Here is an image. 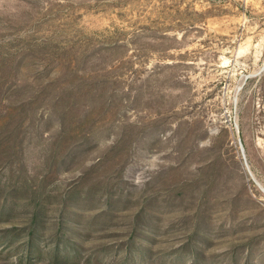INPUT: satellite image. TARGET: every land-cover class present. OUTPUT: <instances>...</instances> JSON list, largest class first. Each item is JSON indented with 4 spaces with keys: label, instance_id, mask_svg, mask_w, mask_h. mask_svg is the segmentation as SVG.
I'll use <instances>...</instances> for the list:
<instances>
[{
    "label": "rangeland",
    "instance_id": "obj_1",
    "mask_svg": "<svg viewBox=\"0 0 264 264\" xmlns=\"http://www.w3.org/2000/svg\"><path fill=\"white\" fill-rule=\"evenodd\" d=\"M32 226V264H264V0H0V264Z\"/></svg>",
    "mask_w": 264,
    "mask_h": 264
},
{
    "label": "trees",
    "instance_id": "obj_2",
    "mask_svg": "<svg viewBox=\"0 0 264 264\" xmlns=\"http://www.w3.org/2000/svg\"><path fill=\"white\" fill-rule=\"evenodd\" d=\"M37 232L36 229L32 226L31 229V236L29 242H26L24 245V258L25 256L27 257V264H32L33 261H31L32 256H36L37 254H40V256L44 255V252L40 250V247L38 245V242H35L36 236L34 233ZM62 247L64 249H73L74 252L77 254V251H80V245L76 244L75 242H56L54 246L53 252L47 253L52 259H55L56 263H60L59 259L61 257V252H62ZM140 249L142 250L143 253L146 255H149L151 253L152 248H144L141 246ZM129 253H132V248H129L127 250ZM197 257H199V254H197ZM35 258V257H33ZM64 261V260H63Z\"/></svg>",
    "mask_w": 264,
    "mask_h": 264
},
{
    "label": "water",
    "instance_id": "obj_3",
    "mask_svg": "<svg viewBox=\"0 0 264 264\" xmlns=\"http://www.w3.org/2000/svg\"><path fill=\"white\" fill-rule=\"evenodd\" d=\"M241 148H242V151H243V147H242V144H241ZM243 153H244V151H243ZM249 169V168H248ZM250 170V169H249Z\"/></svg>",
    "mask_w": 264,
    "mask_h": 264
}]
</instances>
